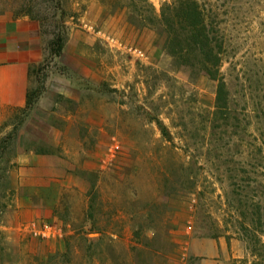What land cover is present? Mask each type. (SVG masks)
Masks as SVG:
<instances>
[{
    "label": "rangeland",
    "instance_id": "obj_1",
    "mask_svg": "<svg viewBox=\"0 0 264 264\" xmlns=\"http://www.w3.org/2000/svg\"><path fill=\"white\" fill-rule=\"evenodd\" d=\"M174 1L0 0V25L27 18L43 46L31 108H0V264H264V0H196L222 37L224 122L217 83L142 22ZM55 74L79 103L47 96ZM51 147L66 172L19 169Z\"/></svg>",
    "mask_w": 264,
    "mask_h": 264
},
{
    "label": "crops",
    "instance_id": "obj_2",
    "mask_svg": "<svg viewBox=\"0 0 264 264\" xmlns=\"http://www.w3.org/2000/svg\"><path fill=\"white\" fill-rule=\"evenodd\" d=\"M39 28L27 18L17 19L0 25V108H20L25 104V96L29 88V67L41 60L42 41ZM54 79L63 83L61 90L53 91L50 83L47 87V96L56 95L57 98L79 103L84 90H81L74 80L66 76L55 74ZM51 80V79H49ZM41 120L49 123V119ZM53 127V126H52ZM39 129V128H36ZM41 130V129H39ZM44 134L45 132L42 131ZM46 134V133H45ZM65 134H60L58 141ZM52 141V139H51ZM53 143H56L54 140ZM55 145V144H54ZM67 152L58 148H50L47 153H38L35 150L22 152L16 157L19 169L34 172L37 169L66 172L65 163L69 159ZM41 163L45 164L41 166ZM213 255L222 252V243L214 244ZM219 246V247H218ZM209 250H202L199 257H207ZM203 264V263H201Z\"/></svg>",
    "mask_w": 264,
    "mask_h": 264
},
{
    "label": "trees",
    "instance_id": "obj_3",
    "mask_svg": "<svg viewBox=\"0 0 264 264\" xmlns=\"http://www.w3.org/2000/svg\"><path fill=\"white\" fill-rule=\"evenodd\" d=\"M142 1L149 7L148 0ZM142 22L161 27L166 36L164 49L177 65L203 72L217 83L212 121H226L230 114V100L226 84L220 74L222 37L208 20L201 5L196 0H175L170 4H163L158 17L145 15ZM57 47L54 55L59 56L61 51L59 43ZM35 95L34 90L27 89L22 110L31 108ZM35 151L47 153L49 149ZM231 185L236 186L235 181L231 182Z\"/></svg>",
    "mask_w": 264,
    "mask_h": 264
}]
</instances>
